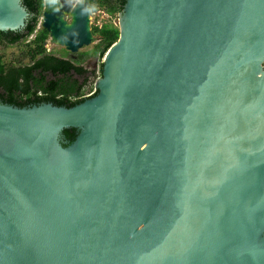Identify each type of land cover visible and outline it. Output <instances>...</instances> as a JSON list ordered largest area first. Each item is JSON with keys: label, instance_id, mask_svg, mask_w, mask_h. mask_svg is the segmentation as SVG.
<instances>
[{"label": "water", "instance_id": "1", "mask_svg": "<svg viewBox=\"0 0 264 264\" xmlns=\"http://www.w3.org/2000/svg\"><path fill=\"white\" fill-rule=\"evenodd\" d=\"M89 13L42 26L76 53ZM118 32L93 97L0 103V264H264V0H125Z\"/></svg>", "mask_w": 264, "mask_h": 264}, {"label": "trees", "instance_id": "2", "mask_svg": "<svg viewBox=\"0 0 264 264\" xmlns=\"http://www.w3.org/2000/svg\"><path fill=\"white\" fill-rule=\"evenodd\" d=\"M91 5L92 0H82ZM98 4L107 5L110 14H116L122 11L125 0H97ZM22 5L29 13V18L23 30L17 32H0V45H19L24 43L32 34H34L39 18L44 12H54L59 8L58 0H48L43 4L42 0H22ZM96 8V7H95ZM93 36L99 35V42L94 49V54L103 58L108 49L118 40V29L103 27L102 29L93 28ZM49 37V33L43 28V31L35 36L34 41L28 45L29 58L35 61L31 68L21 69L4 63V57L0 55V90L2 97H7L8 103L14 107H25L28 102H17L15 99L16 92L21 95H28L31 92V85H42L44 78L38 80L33 72L40 70L41 73L50 72L55 77H60L56 81H52L47 86L46 94L37 98L39 102L51 103L59 107H73L84 101V99L72 100L73 97L81 96L83 89L87 85L89 78L88 71L83 67H79L70 61L58 59L54 56H48L45 53L44 44ZM34 47V48H33ZM100 74L102 72V64L99 66ZM77 78H82V83ZM46 91V89H45ZM21 98V97H20ZM74 130H64L62 132V140L64 142H72L75 139Z\"/></svg>", "mask_w": 264, "mask_h": 264}, {"label": "rangeland", "instance_id": "3", "mask_svg": "<svg viewBox=\"0 0 264 264\" xmlns=\"http://www.w3.org/2000/svg\"><path fill=\"white\" fill-rule=\"evenodd\" d=\"M42 1L43 4H45L48 0ZM70 1L78 2L82 0ZM107 9V5L103 6L101 4H98L97 0H92L89 13L91 30L93 28L102 29L103 27L118 29V13L110 14ZM40 18H42V15L40 16ZM40 18L34 34H32L24 43L13 46L0 45V55L4 57L3 60L6 65L17 67L19 65H25L28 63V45L31 44L32 41H34L35 36H37L40 32L43 31L42 21H40ZM94 38L95 41L91 45L81 48L76 53H70L64 47L53 44L49 36L44 44L45 53L56 56L63 60L70 61L76 66L83 67L88 71L87 77L93 82L97 75H99L97 74L98 69L104 59V57L100 58L98 55L94 54V49L99 42V35H95ZM77 79L80 83H82V78ZM87 86L88 85H86L85 87Z\"/></svg>", "mask_w": 264, "mask_h": 264}, {"label": "flooded vegetation", "instance_id": "4", "mask_svg": "<svg viewBox=\"0 0 264 264\" xmlns=\"http://www.w3.org/2000/svg\"><path fill=\"white\" fill-rule=\"evenodd\" d=\"M47 55L50 57L53 56L50 54H47ZM54 57H56V56H54ZM56 58H58V57H56ZM58 59H61V58H58ZM33 64H35V61H33L29 58V61L27 64L19 65L16 68L28 69V68H31L33 66ZM33 75L38 80H41L42 78H44V82L42 83V85H34L33 83H30L32 88H31V92L28 95H21V92H16V95H15V99H17V102H21V101L28 102L25 105V107H32V106H36V105H40L42 103H45V102H39L37 98L43 97L46 94V92L48 93L47 86L50 82L56 81L57 79L60 78L59 76L55 77L50 72L41 73L40 70L37 72H33ZM45 89H46V91H45ZM0 92H2V91L0 90ZM4 102L8 103V99H7V97H2V95L0 93V103L4 104Z\"/></svg>", "mask_w": 264, "mask_h": 264}, {"label": "built area", "instance_id": "5", "mask_svg": "<svg viewBox=\"0 0 264 264\" xmlns=\"http://www.w3.org/2000/svg\"><path fill=\"white\" fill-rule=\"evenodd\" d=\"M40 21H42V18H40ZM97 74H99V75H97V77L93 80V82L91 80L88 81V83H87L88 86L83 89L81 96L73 97L71 99L72 100H77V99H84L85 100V99H89V98L93 97L96 93V90L94 88V84H95L94 81L97 80L101 75L99 69H98Z\"/></svg>", "mask_w": 264, "mask_h": 264}]
</instances>
